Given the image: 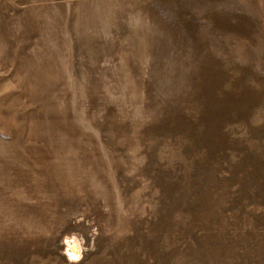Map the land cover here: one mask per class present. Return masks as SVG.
<instances>
[{"label": "rangeland", "instance_id": "rangeland-1", "mask_svg": "<svg viewBox=\"0 0 264 264\" xmlns=\"http://www.w3.org/2000/svg\"><path fill=\"white\" fill-rule=\"evenodd\" d=\"M21 179L0 264H264V0H0V207Z\"/></svg>", "mask_w": 264, "mask_h": 264}, {"label": "bare ground", "instance_id": "bare-ground-1", "mask_svg": "<svg viewBox=\"0 0 264 264\" xmlns=\"http://www.w3.org/2000/svg\"><path fill=\"white\" fill-rule=\"evenodd\" d=\"M43 8V7H42ZM72 9V8H71ZM7 10V9H6ZM5 10V11H6ZM43 11V10H42ZM48 13V12H47ZM33 14V13H32ZM35 17V16H34ZM37 18V17H36ZM101 18V17H100ZM79 19V18H78ZM87 21V20H86ZM110 24V23H108ZM21 25V24H20ZM88 25V24H87ZM63 28V27H62ZM65 30V29H64ZM61 34V33H60ZM119 40V39H117ZM44 41V40H43ZM28 67V66H27ZM20 77V76H19ZM30 79V78H29ZM3 146V145H2ZM9 169V168H8ZM12 169V168H11ZM12 174V173H11ZM34 176V175H33ZM36 177V176H35ZM39 178V177H38ZM41 180V179H40ZM31 184H29L27 182V179H21L19 183H25L26 186H24L25 188H21L23 190L19 191V197L14 196L15 198H12L13 201H15L17 204H19L21 207L24 208V210L22 211H17V209L13 210L10 209L8 207L3 208L2 206L0 207L2 214L3 215H7L9 217L13 218V224L11 227V230H17V229H25L27 232L31 233L35 230H40L42 228H44V218L42 216H36L34 213L32 212V204L27 203V201H30V199L32 198L33 195L32 192L35 191L39 192V189H43V183L42 181L40 182L39 179L38 180H34L32 179V181H30ZM26 190V191H24ZM41 191V190H40ZM18 194L15 193L14 195ZM38 194V193H37ZM25 195H28L27 200H25ZM39 215V214H38ZM55 227V226H53ZM51 227L52 230H54V228ZM56 229V228H55ZM10 232V231H9ZM18 235V234H17ZM28 235V234H27ZM38 236V235H37ZM32 237V236H31Z\"/></svg>", "mask_w": 264, "mask_h": 264}]
</instances>
